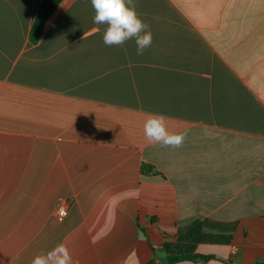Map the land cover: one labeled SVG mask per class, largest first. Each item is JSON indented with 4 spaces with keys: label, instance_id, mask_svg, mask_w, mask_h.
Returning a JSON list of instances; mask_svg holds the SVG:
<instances>
[{
    "label": "crops",
    "instance_id": "0c3cea01",
    "mask_svg": "<svg viewBox=\"0 0 264 264\" xmlns=\"http://www.w3.org/2000/svg\"><path fill=\"white\" fill-rule=\"evenodd\" d=\"M42 1L0 0V264L264 262V0H136L143 55L103 43L91 0L33 43ZM148 114L183 145L149 144Z\"/></svg>",
    "mask_w": 264,
    "mask_h": 264
},
{
    "label": "clouds",
    "instance_id": "9594fccd",
    "mask_svg": "<svg viewBox=\"0 0 264 264\" xmlns=\"http://www.w3.org/2000/svg\"><path fill=\"white\" fill-rule=\"evenodd\" d=\"M95 11L94 24L107 25L103 33L106 46H122L134 39L138 55L152 44V32L136 11V0H91ZM99 29H96L98 31ZM143 132L149 144H160L162 147L179 148L183 145L186 133L170 132L166 117L162 114H148L143 125ZM132 197H138L136 189H129ZM31 264H78L64 243L57 244L47 253L37 254Z\"/></svg>",
    "mask_w": 264,
    "mask_h": 264
},
{
    "label": "trees",
    "instance_id": "16d2710c",
    "mask_svg": "<svg viewBox=\"0 0 264 264\" xmlns=\"http://www.w3.org/2000/svg\"><path fill=\"white\" fill-rule=\"evenodd\" d=\"M59 2L60 0H43L42 3L40 4L37 16L35 18L33 27L30 32V38L33 43L37 42L40 36L42 35L47 20L55 11ZM142 172L148 176L157 174V170L155 169V167L151 165H144L142 167ZM167 249H169V246H167ZM198 258H201L203 260H208L211 257L202 256V255H196L194 257H191L181 252V249L178 250L176 249V250H170L167 256V261L170 264H174L177 262L195 260ZM255 264H264V262H256Z\"/></svg>",
    "mask_w": 264,
    "mask_h": 264
},
{
    "label": "built area",
    "instance_id": "2783aa9c",
    "mask_svg": "<svg viewBox=\"0 0 264 264\" xmlns=\"http://www.w3.org/2000/svg\"><path fill=\"white\" fill-rule=\"evenodd\" d=\"M71 203L67 200H63L59 202L56 209V218L58 222H63L69 215ZM238 253L237 248H233V254L236 255Z\"/></svg>",
    "mask_w": 264,
    "mask_h": 264
}]
</instances>
